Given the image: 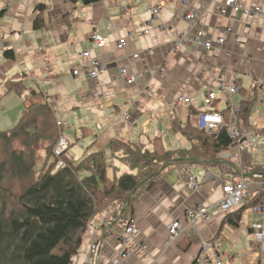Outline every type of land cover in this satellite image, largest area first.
Returning a JSON list of instances; mask_svg holds the SVG:
<instances>
[{
    "label": "crops",
    "instance_id": "crops-1",
    "mask_svg": "<svg viewBox=\"0 0 264 264\" xmlns=\"http://www.w3.org/2000/svg\"><path fill=\"white\" fill-rule=\"evenodd\" d=\"M184 1L189 3L187 8ZM240 1L264 9V0ZM224 2L100 0L86 6L69 0H0V131L14 127L28 108L48 104L61 123L60 134L69 143L66 156L78 162L103 152L110 162L108 177L119 178L136 171L123 161L124 150L117 149V143L152 151L159 139L166 150L187 149L183 147L190 141L181 129L188 122L197 128V115L191 116V112L210 109L204 104L205 93L224 77L242 89L232 97L235 106L253 99L246 122L249 131L264 132V22L258 16L231 9L220 11ZM39 6L46 9L40 11ZM150 6L159 10L158 18L152 19ZM188 11L194 13L196 21L185 20ZM38 16L43 26L36 30ZM145 27H150L147 35L143 34ZM191 27L203 29L205 38L213 42L212 49L189 41L179 52L174 51L175 39ZM227 28L233 35L227 34ZM95 33L106 40L104 46L93 40ZM235 35L242 40L236 42ZM219 38L224 39L222 45L217 43ZM122 39L126 44L119 49L117 44ZM7 50L14 52V59L4 56ZM135 54L139 57L134 58ZM94 61L108 66L98 78L87 74ZM164 62L167 72L159 78L157 70ZM120 68L137 74V82H115ZM10 80L22 82L24 90L7 93L5 83ZM180 97L190 98L191 103L175 105ZM212 109L230 123L231 110L223 100L216 101ZM176 142L183 147L177 148ZM225 153L230 158L223 159L221 167H167L155 187L134 204L132 217L137 218V230L124 244L120 236L125 225L114 218L117 207L103 208L91 221L73 264H197L202 243L212 238L222 241L226 264H264L252 229L262 221L260 214L252 212L255 206L242 212L237 227L225 223L226 214L214 210L197 231L166 246L174 220L200 204L212 206L220 195L213 182L206 183L201 191L190 190L186 176L193 173L203 177L207 169H213L229 182L240 176L235 167L249 173L264 168L261 151L252 152L242 162L236 147ZM41 157L42 167L45 156L41 153ZM123 167L128 172L117 176ZM93 240L98 242L95 256L89 253ZM124 248L132 253L126 261L121 258Z\"/></svg>",
    "mask_w": 264,
    "mask_h": 264
},
{
    "label": "trees",
    "instance_id": "trees-1",
    "mask_svg": "<svg viewBox=\"0 0 264 264\" xmlns=\"http://www.w3.org/2000/svg\"><path fill=\"white\" fill-rule=\"evenodd\" d=\"M69 1L88 6L100 0ZM45 9V6L38 8ZM42 26L38 16L34 28ZM4 56L15 58L12 50L5 51ZM21 84L6 82V92L21 93L24 90ZM252 100L244 101L238 114L240 125L247 130ZM199 113L193 110L191 116ZM223 118L226 125L210 134L188 122L181 129L191 143L187 149L166 150L159 139L154 141L152 151L117 143L116 148L124 150L123 161L136 173L110 179L109 163L103 152L85 156L78 162L66 153L56 156L54 148L61 134L53 108L48 104L28 108L14 127L0 131V264H73L91 221L103 208L116 206L114 218L126 226L134 204L155 187L167 167H221L217 163L222 159L220 155L237 144L228 134V118L224 115ZM41 153L45 163L37 172ZM59 159L65 162V167L56 171ZM166 164L169 165L165 167ZM258 194L236 213L226 214L224 222L239 226L242 212L263 202L262 192Z\"/></svg>",
    "mask_w": 264,
    "mask_h": 264
},
{
    "label": "built area",
    "instance_id": "built-area-1",
    "mask_svg": "<svg viewBox=\"0 0 264 264\" xmlns=\"http://www.w3.org/2000/svg\"><path fill=\"white\" fill-rule=\"evenodd\" d=\"M184 7H188L187 1L183 2ZM220 11L231 9L235 12H239L245 16H258L264 22V9L260 6H246L240 0H225L224 4L218 8ZM148 12L151 14L152 19L158 18L159 10L150 6ZM185 20L187 22L196 21L193 12L188 11L185 14ZM150 24V23H149ZM161 29L164 26L160 27ZM150 32V27L143 29V34L147 35ZM227 34L233 35L231 28L226 29ZM236 42L242 40L240 35H235ZM93 40L101 47L104 46L106 40L99 34L93 35ZM193 42L199 47H204L206 50H210L213 47V42L205 38V34L202 28L191 27L188 31L182 32L174 41V51L179 52L188 42ZM219 45L224 43L223 38H219ZM126 44V40L122 39L117 44V48L122 49ZM150 53V52H148ZM134 58H138L139 54H135ZM108 71V66L100 61L92 62L90 68L87 70V74L92 78H98L100 75ZM167 72V62H164L157 74L159 78H163ZM115 82L126 83L129 85L137 82V74L129 72L126 68H120L116 75ZM241 87L237 84H230L226 82V79L222 77L216 87L207 89L204 98V104L210 108L206 111H199L197 115V128L200 131L206 133H216L221 130L226 124L223 116L216 111H213L214 103L218 100H223L226 103V107L231 110V119L228 125L229 136L237 141L236 148L238 151V158L240 162L248 159L252 152L261 151L264 153V134L263 131H249L245 127L240 125L238 114L240 112V106H235L232 103V97L239 94ZM191 99L187 97H180L176 100L175 105L190 104ZM58 127L61 123L57 122ZM69 143L62 136L57 142L54 148V154L58 157L62 156L69 150ZM222 159L230 158L229 155L223 153L220 155ZM65 167V162L59 159L55 170H61ZM185 184L192 191H201L205 184L213 182L215 190L219 191V198L212 206L206 204H200L194 208L187 209L182 218H178L172 222L169 227V236L166 240V246H171L184 238L186 234L195 232L198 229V225L204 221H207L212 214V211H216L219 214H227L233 210L243 206L250 199L255 197L259 192H262L263 202L252 208V212L260 214L262 221L252 225V229L256 232L258 238V248L264 255V180L248 178L238 176L237 179L229 182H225L220 176L217 170L207 169L204 172L203 177L194 176L190 173L185 177ZM137 230V218L133 216L126 224L124 231L120 236V242L124 244ZM223 243L217 238H212L209 241H204L201 245L199 255L197 258V264H226L224 261V253L222 250ZM98 252V242L93 240L89 246V253L91 256H95ZM132 256V253L128 248H124L121 252V258L123 261L128 260Z\"/></svg>",
    "mask_w": 264,
    "mask_h": 264
},
{
    "label": "water",
    "instance_id": "water-1",
    "mask_svg": "<svg viewBox=\"0 0 264 264\" xmlns=\"http://www.w3.org/2000/svg\"><path fill=\"white\" fill-rule=\"evenodd\" d=\"M175 162H177V161L176 160L172 161L169 164H173ZM217 163H225V161L223 159H219L217 161ZM169 164H166L165 167L168 166ZM234 169H235V172L237 174H239L240 176H243V177L254 178V179H262V178H264V171H253V172L249 173V172H246V171H244V170H242L240 168H237V167H235Z\"/></svg>",
    "mask_w": 264,
    "mask_h": 264
},
{
    "label": "rangeland",
    "instance_id": "rangeland-1",
    "mask_svg": "<svg viewBox=\"0 0 264 264\" xmlns=\"http://www.w3.org/2000/svg\"><path fill=\"white\" fill-rule=\"evenodd\" d=\"M15 124L13 125V126H15L16 124H17V122H14ZM58 126V125H57ZM178 147L177 148H181V147H183V146H179V143L178 142H176L175 143ZM168 146L170 147V145L168 144ZM189 148L190 147V143H189V145H187V146H184L183 148ZM41 155V154H40ZM41 164H42V157H41V159H40V161H39V164H38V166H37V172H40L41 170H42V168L43 167H41ZM109 165H110V162H109ZM124 171L125 172H128V170L126 171V169L123 167V168H120V170H119V173L117 174V176H119L121 173H124ZM109 175L110 176H112V172L110 171L109 172ZM197 175H199V174H197ZM196 175V176H197ZM113 177V176H112Z\"/></svg>",
    "mask_w": 264,
    "mask_h": 264
},
{
    "label": "bare ground",
    "instance_id": "bare-ground-1",
    "mask_svg": "<svg viewBox=\"0 0 264 264\" xmlns=\"http://www.w3.org/2000/svg\"><path fill=\"white\" fill-rule=\"evenodd\" d=\"M58 117V116H57ZM59 121V120H58ZM60 122V121H59ZM204 134V133H203ZM99 253V252H98Z\"/></svg>",
    "mask_w": 264,
    "mask_h": 264
},
{
    "label": "clouds",
    "instance_id": "clouds-1",
    "mask_svg": "<svg viewBox=\"0 0 264 264\" xmlns=\"http://www.w3.org/2000/svg\"><path fill=\"white\" fill-rule=\"evenodd\" d=\"M62 136V135H61Z\"/></svg>",
    "mask_w": 264,
    "mask_h": 264
}]
</instances>
